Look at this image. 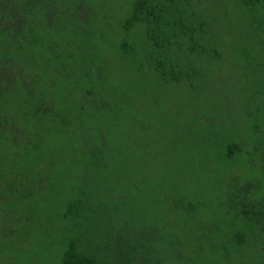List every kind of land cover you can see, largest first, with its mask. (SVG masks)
<instances>
[{"label": "trees", "instance_id": "trees-1", "mask_svg": "<svg viewBox=\"0 0 264 264\" xmlns=\"http://www.w3.org/2000/svg\"><path fill=\"white\" fill-rule=\"evenodd\" d=\"M229 1L249 15L252 35L260 46L251 49L256 55L239 62V69L256 101L249 109L256 118L249 128L254 136L249 149L258 151L264 165V0ZM96 2L0 0V264H53L52 257L54 264H161L162 251H173L182 241L175 231L162 227V232L153 220L142 217L153 210L157 193L161 194L160 182L137 193L138 200L134 195L135 206L131 207L126 204L130 200L112 192L122 183L110 165L120 151L112 140L120 139V146H127L129 129L119 136L107 129L102 133L99 128L84 127L81 122L71 127L80 118L74 116L86 107L107 113L126 102H119L116 92L118 82L128 84L130 78L118 79V66L114 69L110 61L87 47L103 24L102 6ZM193 2L132 0L119 20L117 28L123 38L116 52L133 59V43L126 46L125 34L131 26H139L145 46L150 47L144 53L146 69L153 70L158 80L181 82L177 63L168 57L173 44L187 53L219 59V51L206 40V35L210 39L209 24L204 16L196 15ZM69 40L80 42L74 55L66 49ZM241 53L245 55L244 47L237 52ZM189 77L185 80L192 92L197 86ZM50 127L57 135L66 133L69 140L75 177L69 178L68 188L61 187L58 169L67 151L57 149L45 155L50 151L45 137ZM238 142H227L224 153L245 146ZM252 193L243 184L227 193L220 208L257 224L264 234V200ZM136 207L140 209L137 216L132 213ZM212 230L202 235L204 247L212 241ZM242 242L244 238L231 233L221 240L226 247ZM44 251L51 252L46 259Z\"/></svg>", "mask_w": 264, "mask_h": 264}, {"label": "rangeland", "instance_id": "rangeland-1", "mask_svg": "<svg viewBox=\"0 0 264 264\" xmlns=\"http://www.w3.org/2000/svg\"><path fill=\"white\" fill-rule=\"evenodd\" d=\"M131 1L97 0L102 6L103 24L87 44L97 57L110 61L114 69L118 66V79H126L125 75L130 78L128 84L118 82L116 92L119 102H126L121 104L123 107H111L107 113L92 112L86 107L81 115L74 116L75 119L80 116V121L77 119L71 127L76 128L81 122L84 127L99 128L102 133L107 129L119 136L129 129L127 146L122 148L120 139L112 140L119 144L115 143L114 147L120 151L110 165L122 182L112 192L130 200L126 204L131 207L135 206L134 195L145 193L146 187L150 188L149 184L154 181L160 182L161 194L157 193L153 210L150 208L142 217L153 220L162 232V227L175 231L177 239L182 240L175 250L162 251L161 264H264V234L257 224L222 212L219 204L226 200L229 191L233 193L243 184L252 189L253 197L264 200V165L258 151L249 149L254 139L249 129L254 115L249 109L256 101L239 69L243 58L249 60L256 55V50L254 53L251 49L260 47L252 35L249 15L241 13L229 0H194L196 15L204 16L209 24L207 43L219 51L220 58L214 60L202 54L187 53L183 47L173 44L168 57L178 65L176 73L181 82L177 83L158 80L153 70L146 69L144 53L147 49L149 52L150 47L145 46L141 27L131 26L125 34L126 46L133 43V59L123 58L116 52L119 39L123 38V31L117 28L119 20ZM79 45L80 42L69 40L66 49L74 55ZM241 47L245 48V55L237 54ZM187 75L197 86L192 92L186 84ZM203 82L206 84H201ZM52 127L45 133L50 148L45 155L57 149L65 154L67 151L58 164L62 172L60 185L64 188L69 178L75 177L72 153L66 133L57 135ZM238 140L245 146L240 150L233 147L226 155L225 144L237 145ZM137 207L132 211L135 216L140 213ZM211 228L212 241L204 247L202 235ZM227 233L244 238L245 242L226 247L221 240ZM52 243L47 242L45 246ZM50 253L44 251L42 256L46 259ZM52 259L54 264L55 258ZM28 260L31 262L30 257Z\"/></svg>", "mask_w": 264, "mask_h": 264}]
</instances>
